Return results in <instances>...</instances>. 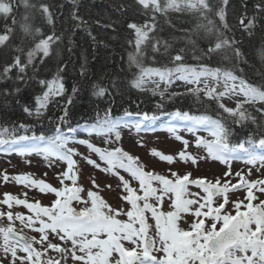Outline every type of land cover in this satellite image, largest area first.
Segmentation results:
<instances>
[{
	"label": "rangeland",
	"instance_id": "1",
	"mask_svg": "<svg viewBox=\"0 0 264 264\" xmlns=\"http://www.w3.org/2000/svg\"><path fill=\"white\" fill-rule=\"evenodd\" d=\"M141 1L178 11L204 4ZM6 6L0 0V12ZM38 51L42 47L29 60ZM48 86L39 110L63 95L60 82ZM136 87L160 96L205 95L243 121L251 116L246 105L263 100L240 80L207 69L143 68ZM181 127H149L133 118L77 128L27 150L0 146V264H264V244L253 241L257 232L264 240V159L221 154L216 131ZM203 177L207 180L198 179ZM209 185L223 187L217 198ZM247 217L245 242L214 261L206 243L233 220ZM194 233L199 236L188 238ZM145 237L153 243L151 251Z\"/></svg>",
	"mask_w": 264,
	"mask_h": 264
},
{
	"label": "trees",
	"instance_id": "2",
	"mask_svg": "<svg viewBox=\"0 0 264 264\" xmlns=\"http://www.w3.org/2000/svg\"><path fill=\"white\" fill-rule=\"evenodd\" d=\"M2 1L8 6L0 12L2 144L53 139L77 126L137 117L148 125L197 119L198 125L216 127L222 145L264 150V34L245 30L250 22L264 25V0H213L218 8L210 13L218 27L179 42L170 26H183V14L162 12L141 0ZM238 3L246 12L234 11ZM151 16L159 21L151 36L131 28ZM46 22L51 32L40 31ZM157 33L168 43L148 48ZM40 47L45 52L29 60ZM182 67L229 74L260 92L263 100L246 105L251 116L243 121L205 95L160 96L136 87L143 68ZM50 82H60L63 95L39 110L38 100Z\"/></svg>",
	"mask_w": 264,
	"mask_h": 264
},
{
	"label": "bare ground",
	"instance_id": "3",
	"mask_svg": "<svg viewBox=\"0 0 264 264\" xmlns=\"http://www.w3.org/2000/svg\"><path fill=\"white\" fill-rule=\"evenodd\" d=\"M238 1V0H237ZM244 2V0H242ZM210 3V4H209ZM242 7V8H241ZM205 9L208 8V10L205 12ZM217 6L213 4V0H204V4L201 6H199V9L196 10H185V11H178V10H173V9H160V11L162 12H172V13H176V14H183V16H181V18L184 21H181L180 23L183 24V26L181 25H177V24H171L170 27H172V31H175V34L173 35L174 39H177L176 42L181 41V39L183 40L186 36L188 35H194V34H199L200 32H208L209 30H213L214 27H218L217 24V20H215V16L213 18H211L212 11L217 10ZM234 11H245L246 8L243 7V3H238L235 5V7H233ZM232 7H230V10H233ZM241 8V9H239ZM204 10V11H202ZM228 10V8H224L222 9V12ZM246 12V11H245ZM159 24V21L156 17L151 16L148 18H143V20L140 23H137L136 25H132L131 28L134 29H140L143 30L144 32H148L149 35H152V32H150V30L152 29V27L156 26ZM45 25V26H43ZM39 29L40 31H49L51 32L52 30V26H50L47 22L45 24H43ZM160 26V25H159ZM246 31H253V32H257L260 34H264V25H257L256 22H250L247 24ZM190 32V33H189ZM160 35L157 33V36L154 39H150V43L147 44L148 48H152L154 47L155 44H159V46L164 45L165 43H168V41L164 40L161 41ZM144 36L141 37L140 40H144ZM151 38V37H150ZM153 40V41H152ZM161 41V42H159ZM129 43L133 44V38L129 39L128 42V48H129ZM137 73V72H136ZM49 87V86H48ZM45 94V93H44ZM103 94V93H102Z\"/></svg>",
	"mask_w": 264,
	"mask_h": 264
},
{
	"label": "water",
	"instance_id": "4",
	"mask_svg": "<svg viewBox=\"0 0 264 264\" xmlns=\"http://www.w3.org/2000/svg\"><path fill=\"white\" fill-rule=\"evenodd\" d=\"M219 191L220 188H218L217 186H212L213 196L217 195ZM75 215H79V214L75 213ZM246 225H247V221L233 222L228 230L223 232L218 238H216L209 244L210 248L217 253L215 259H220L221 257H223L227 249L234 246L238 241L243 240L240 234V230L242 228H245ZM11 235L19 237L14 233H12ZM258 237L259 235H256V239H258ZM148 245H149V249L153 247L150 241H148Z\"/></svg>",
	"mask_w": 264,
	"mask_h": 264
},
{
	"label": "snow or ice",
	"instance_id": "5",
	"mask_svg": "<svg viewBox=\"0 0 264 264\" xmlns=\"http://www.w3.org/2000/svg\"><path fill=\"white\" fill-rule=\"evenodd\" d=\"M175 59L176 60H180L181 59V57H179V56H177V57H175ZM110 111V110H109ZM183 142V141H182ZM50 147H55V145L53 144V145H50ZM214 158H219V157H214ZM219 159H222V158H219ZM230 174V172H228V173H226V175H229ZM177 175H178V173H177ZM189 177H190V173L189 174H187ZM198 179H204V180H207V178L206 177H203V178H198ZM5 195H8L7 193L5 194Z\"/></svg>",
	"mask_w": 264,
	"mask_h": 264
}]
</instances>
